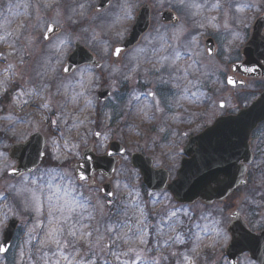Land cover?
Listing matches in <instances>:
<instances>
[{"label":"rangeland","instance_id":"1","mask_svg":"<svg viewBox=\"0 0 264 264\" xmlns=\"http://www.w3.org/2000/svg\"><path fill=\"white\" fill-rule=\"evenodd\" d=\"M122 2L111 0L109 6L98 11L95 9L98 0H0V242L7 220L13 217L18 220L8 252L0 254V264H44L45 258L49 264H55V258L61 255L56 246L49 243L42 247L40 243L50 223V210L54 220L62 205L73 200L82 202V198L97 206V219L100 204L104 205L105 219H117V213L123 215L125 210L133 221L138 210L146 215L144 238L148 243L118 244L117 255L126 253L119 261L97 250L101 257L97 264L125 261L131 264L136 255L159 258L161 254L167 259L160 264H190L184 260L185 254L195 264H228L224 249L229 242L226 226L231 211L241 213L252 230L264 226V203L252 201L245 189L219 204L180 205L167 191L151 192L144 187L138 170L129 161L132 152L141 153L152 158L153 168L163 167L173 179L190 135L210 125L216 116L235 113L249 105L264 89L262 80L247 79L246 85L237 88L225 84L229 66L240 59L238 50L250 25L264 13V0H220L223 5L220 9L211 7L216 0H207L202 14L195 17L189 10L178 7L177 0H130L132 16L128 20L118 19ZM196 2L204 4L205 0ZM44 3L52 6L45 8ZM79 4H84L83 11ZM143 4L151 8L149 30L119 60L112 59V47L123 41ZM73 7L75 13L71 12ZM162 10L175 12L178 24H162ZM212 16L216 19L211 23L219 27H199L205 17ZM48 24L60 28L50 41L43 39ZM181 25L186 32L179 46L188 51L181 50L179 64H191L189 75L178 82L181 89H186L182 93L173 87L177 81L170 80L167 71H156L153 48L158 44L155 41L149 44L144 39L145 36L152 39L156 30L171 37L173 29ZM208 37L215 41L212 56L207 55L203 45ZM77 41L97 57L101 66L96 69L85 65L63 74L62 67ZM50 42L56 47H49ZM85 67L89 71L81 74L79 69ZM161 79L167 83L160 82ZM101 87L111 90V103L97 100L96 92ZM148 91L169 97L171 107L161 104L164 111L154 112L151 105L155 101L146 97ZM219 102L224 103L222 108L218 107ZM145 105H149L146 110ZM153 115L155 118L150 119ZM58 116V125H53L51 121ZM33 132H39L45 139L44 157L34 171L9 176L7 172L15 163L8 158V149L13 142L23 141ZM97 132L100 137L93 135ZM111 141L127 149V160L116 155L115 171L108 179L112 196L107 197L99 189L106 179L98 173L93 175L92 185L78 180L71 183L69 177L75 179L73 168L81 159L82 149L91 145L95 154H104ZM257 175L255 186L263 187V165ZM31 190L36 191L39 203L33 200ZM172 212L176 213L175 218L170 216ZM189 233L193 239L198 237L195 253L189 251L193 247ZM32 236L36 239H31ZM177 236L185 243L175 242ZM87 247L81 242L80 255ZM129 247L134 251L127 252ZM70 251L66 249L65 254ZM61 264L66 261L61 260ZM237 264L254 263L243 256Z\"/></svg>","mask_w":264,"mask_h":264},{"label":"water","instance_id":"2","mask_svg":"<svg viewBox=\"0 0 264 264\" xmlns=\"http://www.w3.org/2000/svg\"><path fill=\"white\" fill-rule=\"evenodd\" d=\"M109 3L110 0H99L96 10L105 9ZM149 20L150 7L144 4L137 11L123 43L113 48L114 59H117L122 51L137 44L149 27ZM161 21L175 24L178 18L171 11H162ZM263 29L264 15H261L253 22L248 40L241 50L244 60L232 65L234 74L237 73L243 78L264 79ZM58 32L59 28L54 26L49 35L52 37ZM205 46L206 50L211 48L213 54L214 45L211 39L205 42ZM74 47L63 66V69L69 68L68 73L82 65L100 67L96 58L79 42H76ZM117 47L121 51L115 55L113 53ZM63 73L68 74L64 71ZM229 77L235 81L234 84L228 83ZM227 84L236 87L244 85V81L241 78L237 79L235 75H229ZM109 93L108 89L101 88L97 92L98 98L104 100ZM221 103H219L220 107ZM262 121H264V91L248 107L240 109L235 114L216 117L211 125L191 136L184 147V157L172 180L169 181L168 172L163 167L153 168L152 158L140 153L131 154L130 164L138 169L144 186L153 192L167 190L177 203L191 204L201 200L211 204L214 201H222L236 187L245 183L246 163L250 161L248 140L251 132ZM44 145L45 139L39 132L32 133L24 142H14L8 151V156L15 161L16 166L13 168L15 171L11 169L8 174L16 177L34 170L42 160ZM121 149H124L122 145L111 141L107 151L113 155L98 156L89 145L82 150L81 159L74 164L75 176L80 173L85 174L90 185L94 173L103 175L107 180L98 187L104 195L111 197L112 195L109 194H112V186L108 179L112 176L117 162L115 155H119ZM230 217L231 222L227 226L230 241L224 250L229 264H236L245 252L258 264H264V229L258 233L252 232L238 213L233 212ZM17 223L16 218L10 219L3 231L0 245H3L5 251ZM5 251L0 253L3 254Z\"/></svg>","mask_w":264,"mask_h":264},{"label":"snow or ice","instance_id":"3","mask_svg":"<svg viewBox=\"0 0 264 264\" xmlns=\"http://www.w3.org/2000/svg\"><path fill=\"white\" fill-rule=\"evenodd\" d=\"M206 4L207 0H205L204 4L197 3L196 0H177V6L189 10L191 16L193 17L201 15L204 8L206 7ZM42 6L45 8H49L52 5L50 3H44ZM229 6L231 5L229 4ZM78 7L79 9H81V11H83L85 6L84 4H79ZM119 7L121 9V15L120 17H118V19H130L132 16V4L130 3V0H123ZM211 7L220 9L223 7V5L220 3V0H216V3L212 4ZM71 12L75 13L76 8L73 7L71 9ZM68 19L71 20V16H69ZM215 19V16H212L210 19L205 17L204 22L199 23V27L205 28L207 25L211 26L212 28H217L219 27L218 24L211 23V21H214ZM5 23H7V21H5ZM227 26V23H225V28H227ZM53 28V24L46 25L45 31L43 32V37L46 41H50L49 34L53 31ZM185 32L186 29L181 25L173 29L171 37H169L167 34H160L158 30H156V35L152 39H149L148 36L144 37V39L148 41L149 44H152L154 41L158 44V47L153 48V54L156 58V64L154 65L156 71H167L169 74V79L177 81V83L173 84V87L180 89L181 93L186 89H181L178 82L186 78L191 72V64H188L186 66L179 64V61L181 59V50L186 52L188 51L187 48L181 49L179 46L180 43L183 42L182 37L184 36ZM117 35L119 36L121 35V33L118 32ZM192 39L195 40V37H193ZM28 40L30 43L31 37H29ZM60 43L63 44L64 40L60 39ZM49 47H56V45L50 42ZM140 50L142 51V49ZM120 51L121 49L117 47L113 54L118 55ZM207 52L209 55H211L212 49L208 48ZM63 71L65 73H68L69 68L65 67ZM88 71L89 69L86 67L79 69V72L81 74H85ZM37 75H40V73H37ZM89 79H91V77H89ZM160 82L167 83V81H164L163 79H161ZM228 83L234 84L235 81L231 77H229ZM61 86L65 88L67 87L66 85ZM37 94L39 95V92ZM146 97L151 98V100L155 101V103L151 105V107L154 109V112L162 113L164 111V108L161 107V104H164L167 107H171L170 98L159 96L158 92L156 91H148L146 93ZM44 106L47 105L45 104ZM223 106L224 105L222 102L221 107ZM148 107L149 105H145L144 109L146 110ZM149 118L154 119L155 117L153 115ZM51 122L53 125H58L59 116L58 119L52 120ZM160 131L164 132L165 129L161 127ZM93 135L96 137H100L101 134L97 132ZM100 146L103 147L102 143ZM126 153L127 149L120 150V155L124 160H127ZM106 154L109 156L113 155V153H111L110 151H106ZM12 171L15 170L12 169ZM27 179L28 178L25 177V180ZM86 179L87 176L83 173L77 175L75 179L69 177L71 183H75L77 180L85 181ZM31 191L33 200L39 203V197L36 191ZM109 195L112 194L110 193ZM244 199H248V197L245 196ZM108 203L111 204L112 201L110 200ZM5 207H7V205H5ZM98 207L100 217L99 219H97V206L92 205L89 200L83 198L82 202L73 200L71 202H67L66 205H62L58 210L60 214L58 215V217L54 218V220L51 218L52 210H50V223L47 226L45 236L40 241V243L42 247L46 246L49 243L56 246V252L60 253L61 255L55 258V264H61V260L66 261V264H97V262L101 258L97 250H99L100 253H108L119 261L121 260V256L125 255L126 253L121 252L120 255H117L115 249L117 248L118 244L128 245L134 242H138L139 244L148 243V241L144 238L146 231V215L143 210H138V214H136V218L133 221V218L128 215V212L126 210L124 211L123 215L117 213V219H113L111 217L105 219L104 205L100 204ZM126 208L127 205H125V209ZM37 211H39V208H37ZM170 216L172 218H175L176 213L172 212L170 213ZM93 222H95L94 225ZM175 222L183 223V221L181 220H176ZM216 223L218 224L219 222L217 221ZM36 227H39V223H37ZM169 227H172V222L169 223ZM172 230L175 231L174 228ZM29 231L31 232L32 229H30ZM205 231H208V229H205ZM31 239H36V237L32 236ZM188 239L193 242V247L189 251L191 253H195L197 250L196 240L198 239V237H195V239H193V234L189 233ZM169 240H172V237H169ZM81 242L88 246L87 251L83 255H80L79 245L81 244ZM175 242L184 244L185 240L177 236L175 238ZM109 245H111V247H109ZM69 248L71 249V251L68 252V254H65V250ZM3 251H5V248L3 247V245H0V252ZM133 251L134 249L131 247L127 249V252ZM55 255L56 254L53 253V256ZM173 255H175V253H173ZM183 258L185 261H189L190 264H195V261L192 260V257L190 255L185 254ZM162 259H167V257L163 256V254H161L159 258L136 255L135 259L131 260V264H137L138 261H140L141 264H160V261ZM44 264H49V260L47 258L44 259ZM124 264H128V262L125 261Z\"/></svg>","mask_w":264,"mask_h":264},{"label":"flooded vegetation","instance_id":"4","mask_svg":"<svg viewBox=\"0 0 264 264\" xmlns=\"http://www.w3.org/2000/svg\"><path fill=\"white\" fill-rule=\"evenodd\" d=\"M249 80H252V79H249ZM249 145H250V151H251V162L246 167V172H245L246 184L245 186L236 189L231 195H233L239 190L245 189L248 192V195L251 196L252 201L264 203V194L258 193V192H264V186L263 187H260L259 185L255 186V180L258 177L257 172L259 174L260 166L261 165L264 166V121L258 124L255 127V129L251 132L250 137H249ZM255 195H262V196L256 197ZM197 202H200V201H197ZM219 203L220 201H216V202H213L212 204H219ZM250 207L252 208V205H250ZM233 211H236V210H233ZM239 214L242 216L241 213ZM242 218L246 222L247 226L251 229V226L248 220L244 218L243 216ZM262 228H264V226H262ZM262 228L259 226L258 230H252V229L251 230L259 232V230ZM243 256H247V254L244 253L241 257Z\"/></svg>","mask_w":264,"mask_h":264}]
</instances>
